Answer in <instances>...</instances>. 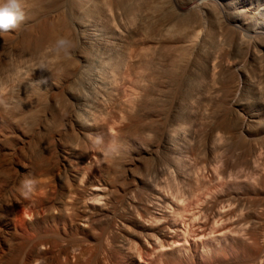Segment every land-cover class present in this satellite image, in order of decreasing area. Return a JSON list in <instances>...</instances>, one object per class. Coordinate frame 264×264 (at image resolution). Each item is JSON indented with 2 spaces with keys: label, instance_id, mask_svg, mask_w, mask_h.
Wrapping results in <instances>:
<instances>
[{
  "label": "bare ground",
  "instance_id": "bare-ground-1",
  "mask_svg": "<svg viewBox=\"0 0 264 264\" xmlns=\"http://www.w3.org/2000/svg\"><path fill=\"white\" fill-rule=\"evenodd\" d=\"M248 2L25 0L0 31V264H264Z\"/></svg>",
  "mask_w": 264,
  "mask_h": 264
},
{
  "label": "clouds",
  "instance_id": "clouds-1",
  "mask_svg": "<svg viewBox=\"0 0 264 264\" xmlns=\"http://www.w3.org/2000/svg\"><path fill=\"white\" fill-rule=\"evenodd\" d=\"M25 0H0V31L6 32L15 29L24 19ZM65 40L57 41L59 46H64Z\"/></svg>",
  "mask_w": 264,
  "mask_h": 264
},
{
  "label": "rangeland",
  "instance_id": "rangeland-1",
  "mask_svg": "<svg viewBox=\"0 0 264 264\" xmlns=\"http://www.w3.org/2000/svg\"><path fill=\"white\" fill-rule=\"evenodd\" d=\"M222 1V0H221ZM232 1V2H231ZM235 1V2H234ZM225 2H227V3H229V4H231V5H233V6H235L234 4L236 3V5H238V6H244V8H246V9H248L249 8V10H250V12H252V14H254V13H256L258 10H254L253 8L255 7V8H257L258 6L256 5V3H255V5L253 4V5H251V4H249V2H248V0H225ZM240 3V4H239ZM261 4H264V2H261ZM261 6V5H260ZM255 11V12H254Z\"/></svg>",
  "mask_w": 264,
  "mask_h": 264
}]
</instances>
